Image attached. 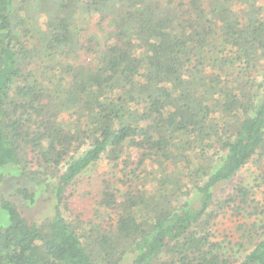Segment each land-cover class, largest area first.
<instances>
[{"label":"trees","instance_id":"trees-1","mask_svg":"<svg viewBox=\"0 0 264 264\" xmlns=\"http://www.w3.org/2000/svg\"><path fill=\"white\" fill-rule=\"evenodd\" d=\"M254 162L264 0H0V178L55 206L40 224L1 199L0 264H264Z\"/></svg>","mask_w":264,"mask_h":264},{"label":"rangeland","instance_id":"rangeland-1","mask_svg":"<svg viewBox=\"0 0 264 264\" xmlns=\"http://www.w3.org/2000/svg\"><path fill=\"white\" fill-rule=\"evenodd\" d=\"M99 16H94L90 23V29L92 33L100 34L99 29ZM149 166V164H148ZM112 167L108 164L107 160L102 161L98 167L92 170V174L98 172H102L105 170H109ZM116 169V168H115ZM1 178H0V203L3 197L10 198L14 201L18 207L20 208L21 212L24 216L30 220L37 223H43L47 221V219L52 218L55 216V206L54 202L51 200V193L46 190V188L41 187L37 188L29 179L22 177L19 168L14 164H7L1 168ZM244 174L247 175H261L264 174V163L263 162H254L250 164L247 169H245ZM98 175H93L96 178ZM82 177L81 179V186L82 188H87L89 186V178L91 179L90 173ZM247 182L253 184L249 178H247ZM245 180V179H244ZM29 189L30 191L34 192L36 197L33 203H29L25 201L21 197L16 195L17 189ZM81 188V189H82ZM263 196V197H262ZM259 195L260 199H264V194ZM1 207V206H0ZM241 218H236L232 216L220 217L216 220L215 223V241L223 240L224 236H230V238L235 239L236 236L234 233V229L238 223V220ZM0 220L4 225L9 224V215L5 210L0 208ZM132 263V256L128 255L121 264H131Z\"/></svg>","mask_w":264,"mask_h":264}]
</instances>
